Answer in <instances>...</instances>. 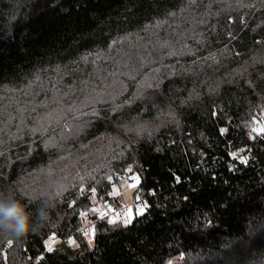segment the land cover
I'll use <instances>...</instances> for the list:
<instances>
[{
	"label": "trees",
	"instance_id": "1",
	"mask_svg": "<svg viewBox=\"0 0 264 264\" xmlns=\"http://www.w3.org/2000/svg\"><path fill=\"white\" fill-rule=\"evenodd\" d=\"M225 1L0 0V93L62 77L72 93L0 129V196L48 206L27 238L0 236V264H264V0ZM123 177L143 206L126 225L92 212Z\"/></svg>",
	"mask_w": 264,
	"mask_h": 264
},
{
	"label": "rangeland",
	"instance_id": "2",
	"mask_svg": "<svg viewBox=\"0 0 264 264\" xmlns=\"http://www.w3.org/2000/svg\"><path fill=\"white\" fill-rule=\"evenodd\" d=\"M226 1L224 0V4ZM163 48V47H162ZM161 48V49H162ZM112 57H115V53L113 51H108L106 53H102L98 56H91L90 60H85L81 66V69L88 71V73L83 74L84 79L82 82L84 83H90L93 79L100 76L98 66H105L110 63L116 62L115 59H111ZM102 60V61H101ZM149 65H143L141 67H147ZM45 79V80H44ZM59 81L56 82H50L46 78H38L34 80L36 83H31V87L24 86L19 88H11L5 90L2 94L0 93V105H5L7 110H4L0 112V129L4 128L5 130H8L10 127H16L13 125V117L15 115H19V120H24V116L28 115L32 107V113H38L41 109L39 105H33L32 102L35 100L38 101H44L45 99L49 101V104H59L67 100H69L72 97L71 93V87L67 85L68 79L66 77H62L61 79L58 78ZM86 86H89V85ZM24 89H26V93L24 92ZM93 99L95 101H101L102 98L98 95V93L93 94ZM32 100V102H30ZM11 106V110H10ZM43 107L45 108V104H43ZM9 114V115H8ZM11 117V118H10ZM258 121L254 123L256 131L260 132L259 130L262 128V125L264 124V118L262 114L257 115ZM26 119V118H25ZM259 122V123H258ZM29 126H24V128H27ZM252 134H249V137H251ZM128 180V181H127ZM118 184L113 185L112 187V195L120 200H118V205H121L123 207H128L130 210L127 213V218L129 222L132 220L133 212L131 210L132 206L134 205V198L133 194L137 190V181L136 180H130L128 177H123L119 181H117ZM95 206V209L93 211L89 209V211L95 213L96 207L98 206V203L93 204ZM125 220V219H124ZM124 220L121 221L122 225H126L124 223ZM128 222V223H129ZM119 225L117 223L115 226ZM91 240V243L89 242ZM55 241V240H54ZM54 241H50L49 239L47 242L51 243V246L53 247ZM85 243L87 244L88 248H92L93 246V236L92 234L85 236ZM75 246V245H73Z\"/></svg>",
	"mask_w": 264,
	"mask_h": 264
},
{
	"label": "clouds",
	"instance_id": "3",
	"mask_svg": "<svg viewBox=\"0 0 264 264\" xmlns=\"http://www.w3.org/2000/svg\"><path fill=\"white\" fill-rule=\"evenodd\" d=\"M47 207L30 212L20 200L0 196V236L17 240L27 238L37 230V221L42 224L47 220Z\"/></svg>",
	"mask_w": 264,
	"mask_h": 264
},
{
	"label": "built area",
	"instance_id": "4",
	"mask_svg": "<svg viewBox=\"0 0 264 264\" xmlns=\"http://www.w3.org/2000/svg\"><path fill=\"white\" fill-rule=\"evenodd\" d=\"M264 127V124L262 125ZM136 176H134L135 178ZM117 178V177H115ZM138 209L143 210L142 206V199H137L134 202V205L132 206L131 210L133 212V216L135 215H140L138 214ZM97 212L103 217V219L107 222L110 220H115V221H122L126 219L127 213L130 210L128 207H123L120 203V205L113 206L111 202H105L103 205L97 207ZM132 216V217H133ZM110 223V222H109ZM92 228L89 227L87 228V231H90Z\"/></svg>",
	"mask_w": 264,
	"mask_h": 264
},
{
	"label": "snow or ice",
	"instance_id": "5",
	"mask_svg": "<svg viewBox=\"0 0 264 264\" xmlns=\"http://www.w3.org/2000/svg\"><path fill=\"white\" fill-rule=\"evenodd\" d=\"M252 131L255 132L256 129L254 128V129H252ZM259 131H260V133H264V128H261ZM236 156H237V154L234 153V154H233V158H236ZM240 162H241V163H247V157H243V158H241ZM81 191L83 192L84 190L81 189ZM92 192L94 193V192H95V189H92ZM142 211H143L142 209H138V214H142ZM81 215H83V214H81ZM109 222H110V223H115L116 221L113 219V220H110ZM128 222H129L128 219H125V220H124V223H125V224H127ZM84 234H85V235H89L88 232H85ZM92 236H93V238H94V229L92 230ZM49 240H50V241H54V240H55V235L51 236V237L49 238ZM89 242L91 243V240H90ZM68 243H69V244H74L75 241H74V240H69ZM8 246H9V247L12 246V240H11V239L8 240ZM46 250H47L48 252H52V251H53V248H52V246H51V243L46 242ZM41 259H42V257H41Z\"/></svg>",
	"mask_w": 264,
	"mask_h": 264
},
{
	"label": "crops",
	"instance_id": "6",
	"mask_svg": "<svg viewBox=\"0 0 264 264\" xmlns=\"http://www.w3.org/2000/svg\"><path fill=\"white\" fill-rule=\"evenodd\" d=\"M116 198V197H115ZM118 199V198H117ZM119 200V199H118ZM119 202H120V200H119Z\"/></svg>",
	"mask_w": 264,
	"mask_h": 264
}]
</instances>
